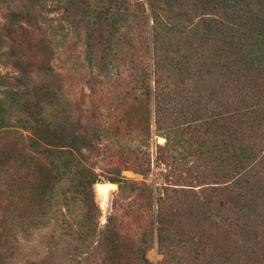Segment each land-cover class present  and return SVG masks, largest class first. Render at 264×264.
Masks as SVG:
<instances>
[{"label":"trees","instance_id":"trees-1","mask_svg":"<svg viewBox=\"0 0 264 264\" xmlns=\"http://www.w3.org/2000/svg\"><path fill=\"white\" fill-rule=\"evenodd\" d=\"M263 8L264 0H67L66 16L88 18L92 65L104 73L127 68L133 78L144 105L137 107L135 125L143 145L150 147L153 120L155 134L166 139L157 146L166 186L129 181L121 169L107 177L119 186V197L143 199L138 209L145 224L133 240L120 232L129 213L122 200L101 227L93 189L101 176L83 161L92 149L87 138L45 123L40 101L29 95L50 89L45 82L53 75L54 34L48 40L34 27L22 29L35 8L11 11L0 23V57L18 74L0 72V130L6 139L12 134L0 148V264H14L22 239L48 226L66 264H153L147 251L155 235L165 256L161 264H184L189 245L206 241L194 229L213 233L215 258L225 254V237L264 230ZM137 53L153 64L127 62ZM33 75L41 81L31 85ZM22 114L29 118L28 144L6 130ZM130 169L151 172L149 162ZM62 207L75 213L80 207L78 219L70 221ZM180 218L192 224L189 231L177 232Z\"/></svg>","mask_w":264,"mask_h":264},{"label":"rangeland","instance_id":"rangeland-1","mask_svg":"<svg viewBox=\"0 0 264 264\" xmlns=\"http://www.w3.org/2000/svg\"><path fill=\"white\" fill-rule=\"evenodd\" d=\"M133 1L130 0L131 3ZM66 6L67 0H0V23L7 20L11 11H22L32 7L35 8L34 18L24 21L21 25L22 29L35 32L32 29L34 27L48 40L54 34L56 56L52 61L53 75L45 82L50 89L44 96L35 97L32 92H29V95L40 101L39 116L45 123L63 125L68 132L87 138L92 149L85 150L86 155L83 161L101 176L100 182L93 186L96 202L102 213L101 227L105 226L109 215L114 214V209L120 207L122 200V207H128L129 213L125 215L127 218L122 217L120 220V232L129 239H134L139 236L137 226L145 224L144 213L138 209L143 204V199L136 195V199L133 195L127 199L119 197V186L107 182V177L112 176L116 169H121L122 177L129 181H144L155 188L166 186L163 177L166 172L165 165L158 160L157 149L158 145H165L166 139L155 134L153 120L150 128L152 130L150 147L143 145L139 139L142 129L135 128L137 123L139 126L141 118L136 113L137 107L143 105V100L134 91L133 78L127 68L121 70L110 68L108 73H104L92 65L88 59L86 42L88 18L79 13L66 16ZM260 16L264 19V8L260 11ZM125 25L128 23L122 25V33L128 31L129 26ZM39 37L37 35L36 38ZM26 38L29 39V37ZM2 60L3 58L0 57V72L3 75L17 76L18 74L11 66H7ZM136 60L143 61L145 66L153 64V60L145 58L144 53L127 57V62ZM38 79L41 78L33 75L30 79L31 85L33 82L41 81ZM3 91L4 88H0V97H3ZM139 91L141 90H137ZM133 111L136 115L131 114ZM19 117L25 119L21 120ZM26 119L29 120L23 114L13 116L12 120L15 124L6 130L22 135L25 143L28 144L32 134L26 129L29 124ZM133 129H135L134 132ZM4 135L3 129L0 130V148L1 146L6 148L5 141L12 137V134H9L6 139ZM142 162L150 163L149 174L143 175L135 169L126 170V167L134 168ZM161 193L168 192L163 190ZM61 210L70 221L78 219V213H81L80 207H77V213L75 210H66V207H62ZM121 214H123L122 209L118 216L120 217ZM254 221L251 222L252 225ZM175 225L176 228H180L178 231L174 230L178 233H185L192 226L187 224L185 218L178 219ZM51 228L48 226L36 233L30 241L22 239L23 247L18 252L14 264H66L67 257L55 245L52 238L54 229ZM193 231L204 235L206 241H201L202 244H196L199 246L195 247L192 244L189 245L188 250L183 253L184 259L181 260L184 264H264V230L253 231L244 236L238 234V236L225 237L226 239L220 242L225 254L217 258L210 253L215 245L213 233L205 228ZM147 258L153 264H161L165 260V256L159 252L156 235L153 248L147 251ZM170 263L176 264V260H171Z\"/></svg>","mask_w":264,"mask_h":264},{"label":"bare ground","instance_id":"bare-ground-1","mask_svg":"<svg viewBox=\"0 0 264 264\" xmlns=\"http://www.w3.org/2000/svg\"><path fill=\"white\" fill-rule=\"evenodd\" d=\"M110 186H114V185H110Z\"/></svg>","mask_w":264,"mask_h":264}]
</instances>
